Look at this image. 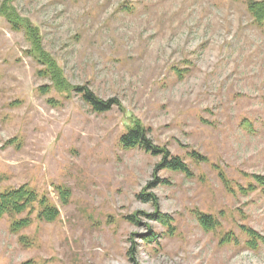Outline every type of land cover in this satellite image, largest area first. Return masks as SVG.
<instances>
[{"label":"rangeland","instance_id":"obj_1","mask_svg":"<svg viewBox=\"0 0 264 264\" xmlns=\"http://www.w3.org/2000/svg\"><path fill=\"white\" fill-rule=\"evenodd\" d=\"M137 127L152 151L122 146ZM261 178L247 1L0 0V194L41 202L0 220V264H264Z\"/></svg>","mask_w":264,"mask_h":264},{"label":"trees","instance_id":"obj_2","mask_svg":"<svg viewBox=\"0 0 264 264\" xmlns=\"http://www.w3.org/2000/svg\"><path fill=\"white\" fill-rule=\"evenodd\" d=\"M241 1V0H235ZM247 1L248 10L254 19L255 24L264 29V0H244ZM83 92V91H82ZM84 99L88 102L95 111L97 112H107L111 110L114 106L111 102L99 101L92 92L87 91L83 93ZM121 144L125 148H135L141 146V148L152 151L153 145L148 139V132L142 127H137L130 129V131L124 135L121 139ZM167 167H170L176 171L188 172L189 169L178 159L173 158L170 161H166ZM264 185V179H259ZM41 203L39 201V196L36 192L29 190L27 187H21L15 190L6 191L0 194V220L4 217H12L14 215L24 214L27 210L31 209L33 204ZM58 211L55 209L45 207L41 214V218L47 222L53 221L57 216ZM165 217V216H164ZM163 217V218H164ZM201 221L205 226H211L213 221L210 217L203 216ZM29 224V220H22L21 222H15L13 230H18ZM249 235L255 245L261 240L259 235L252 229H249ZM253 243V244H254ZM254 245V246H255Z\"/></svg>","mask_w":264,"mask_h":264}]
</instances>
